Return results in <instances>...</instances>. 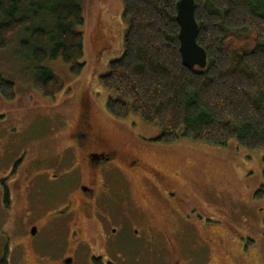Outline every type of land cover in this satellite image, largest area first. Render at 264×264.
Here are the masks:
<instances>
[{
  "label": "trees",
  "instance_id": "16d2710c",
  "mask_svg": "<svg viewBox=\"0 0 264 264\" xmlns=\"http://www.w3.org/2000/svg\"><path fill=\"white\" fill-rule=\"evenodd\" d=\"M121 1L123 51L100 76L117 95L107 102L109 112L158 126L162 143L182 137L227 146L234 140L262 152L264 163V0H194L203 69L182 63L178 0ZM83 24L78 0H0V49L26 35L22 51L34 62L33 84L53 97L61 85L44 63L59 59L80 74L84 44L76 28ZM0 93L11 100L13 83L0 79Z\"/></svg>",
  "mask_w": 264,
  "mask_h": 264
},
{
  "label": "flooded vegetation",
  "instance_id": "af4514ba",
  "mask_svg": "<svg viewBox=\"0 0 264 264\" xmlns=\"http://www.w3.org/2000/svg\"><path fill=\"white\" fill-rule=\"evenodd\" d=\"M83 101L80 97L83 108L66 125V134L56 136L60 145L57 151L53 148L54 154L44 150L25 167L17 162L0 177L1 208L10 213L18 190L32 204L20 218H8L11 229L0 231L7 240L0 264H9L10 257L17 259L16 264H222L215 255L214 237L225 233L236 244V259L229 251L233 264L253 259L248 248L256 246L258 239L252 232L258 230L256 224L264 223V216L252 210L249 215L255 219L251 220L244 212L233 237L231 228L221 226L220 213L180 195L172 179L152 165L144 167L141 158L131 153L148 149L147 143L154 141L137 133L133 149L113 145L99 133L91 107ZM129 171H141L155 182L149 186L156 194L153 206L159 215L155 219L124 197ZM190 205L202 214L191 218L188 213L196 208ZM241 228H250V233L242 235ZM189 235L198 238L195 253Z\"/></svg>",
  "mask_w": 264,
  "mask_h": 264
},
{
  "label": "rangeland",
  "instance_id": "374dc122",
  "mask_svg": "<svg viewBox=\"0 0 264 264\" xmlns=\"http://www.w3.org/2000/svg\"><path fill=\"white\" fill-rule=\"evenodd\" d=\"M78 1L84 17L83 26L76 28L83 36L84 67L80 74L73 75L61 60L46 61L44 66L54 72L61 85V90L53 97H45L33 84L34 62L31 56L22 51V41L26 40V35L19 34L7 48L0 49V79L12 82L14 93L11 100L0 93V177L17 162H20L21 168L25 167L32 156L41 155L44 150L54 154L53 148L57 151L60 145L56 136L66 134V125L71 124L78 110L83 108V103L80 104L82 97L83 102L87 101L91 107L99 133L112 140L113 145H121L125 151L133 149V139L137 133L144 139L154 141L151 145L147 143L148 149L132 150L134 152L131 153L141 158L144 167L152 165L153 169L165 173L172 179V186L180 195L186 194L220 213L217 218H220L221 226L231 228L233 237V231L239 227L237 220L244 212L248 218L253 217L249 215L252 210L264 216V163L259 150L241 148L234 140L227 146L193 142L182 137L170 143L157 142L155 139L161 134L160 128L145 122L138 115L117 117L126 122L124 125H117L108 118L115 116L107 109V102L117 95L101 84L100 76L107 73L109 62L118 58L123 51L126 29L122 18L123 4L121 0ZM126 176L128 183L124 197L141 206L148 216L155 219L159 215L153 206L156 194L149 187L155 182L151 183L147 179L150 178L148 174L146 178L141 171L126 172ZM16 192L10 213L0 205V231L11 229L8 218H20L18 215H24L32 205L25 192L18 195V190V196ZM258 192H262V196L256 198ZM190 207L196 208L194 205ZM188 214L196 218L202 211L196 208ZM256 226L258 230L252 234L258 239L257 244L248 248L253 253V259L238 264H264V223ZM241 229L242 235L250 233V228ZM229 235L225 233L221 237H214L215 255L219 259L221 257L222 264H233L229 260V251L235 258L236 244L227 238ZM2 236L0 252L7 244L6 235ZM196 240L195 235H189L194 253L197 251ZM239 244H243V247L246 245L243 242ZM130 255L133 257V254ZM16 262L17 259L10 257L9 264Z\"/></svg>",
  "mask_w": 264,
  "mask_h": 264
},
{
  "label": "water",
  "instance_id": "95a60500",
  "mask_svg": "<svg viewBox=\"0 0 264 264\" xmlns=\"http://www.w3.org/2000/svg\"><path fill=\"white\" fill-rule=\"evenodd\" d=\"M194 0H178L176 3V21L179 26V53L187 68H205L206 52L196 41L198 25L194 16Z\"/></svg>",
  "mask_w": 264,
  "mask_h": 264
}]
</instances>
